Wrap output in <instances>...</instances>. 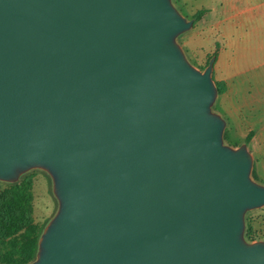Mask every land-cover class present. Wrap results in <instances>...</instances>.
Returning <instances> with one entry per match:
<instances>
[{"label": "water", "instance_id": "1", "mask_svg": "<svg viewBox=\"0 0 264 264\" xmlns=\"http://www.w3.org/2000/svg\"><path fill=\"white\" fill-rule=\"evenodd\" d=\"M172 0H0V182L47 174L30 264H264L246 142L225 143L214 56Z\"/></svg>", "mask_w": 264, "mask_h": 264}, {"label": "crops", "instance_id": "2", "mask_svg": "<svg viewBox=\"0 0 264 264\" xmlns=\"http://www.w3.org/2000/svg\"><path fill=\"white\" fill-rule=\"evenodd\" d=\"M174 2L187 18L202 11L181 46L186 54L214 56L212 75L226 89L219 114L226 122L228 113L255 122V136L264 137V0Z\"/></svg>", "mask_w": 264, "mask_h": 264}, {"label": "rangeland", "instance_id": "3", "mask_svg": "<svg viewBox=\"0 0 264 264\" xmlns=\"http://www.w3.org/2000/svg\"><path fill=\"white\" fill-rule=\"evenodd\" d=\"M172 2L175 5L174 0H172ZM176 8L181 13V15L187 18L186 15L180 10V8H178L177 6ZM192 17L193 16L187 19H190ZM184 34H182L177 38V42L180 45L185 43ZM184 53L187 60L193 66H195L200 70H203L206 67L207 65L206 63L210 58V56L207 57L193 56L190 54V52L186 54L185 50ZM212 77L215 83L223 84L222 82L215 80L214 75H212ZM222 95L223 94L217 95L216 101L213 106V109L218 113L221 112L223 108V104L221 102ZM254 125L255 122L250 121L248 119L235 120L232 117L231 113H228L226 128L224 130L223 137L225 143L232 147H238L243 142L247 143L248 150L253 156V166H252L251 176L256 182L264 185V137L255 136ZM247 137L249 138L248 141H246ZM257 148L260 149V151L255 153V149ZM33 174H34V179L32 181L33 200L31 203V218L33 225L36 227L37 230H40V228L43 227V225L55 213L57 208V203L51 194V181L47 176V174L40 170H34ZM6 188H7L6 183L0 182V194ZM246 224L248 225V228L252 233V236L254 238L253 241L264 240V207L248 212L246 214Z\"/></svg>", "mask_w": 264, "mask_h": 264}, {"label": "trees", "instance_id": "4", "mask_svg": "<svg viewBox=\"0 0 264 264\" xmlns=\"http://www.w3.org/2000/svg\"><path fill=\"white\" fill-rule=\"evenodd\" d=\"M201 15L202 11L193 15L194 23ZM216 86L218 94L225 92L223 84L216 83ZM33 172L21 176L17 183H6L7 188L0 194V264H30L35 259L38 238L48 221L40 230L32 222ZM245 237L254 240L247 224Z\"/></svg>", "mask_w": 264, "mask_h": 264}]
</instances>
